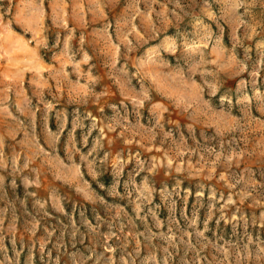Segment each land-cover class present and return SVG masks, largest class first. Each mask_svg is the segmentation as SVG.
<instances>
[{
  "label": "rangeland",
  "instance_id": "obj_1",
  "mask_svg": "<svg viewBox=\"0 0 264 264\" xmlns=\"http://www.w3.org/2000/svg\"><path fill=\"white\" fill-rule=\"evenodd\" d=\"M0 264H264V0H0Z\"/></svg>",
  "mask_w": 264,
  "mask_h": 264
}]
</instances>
